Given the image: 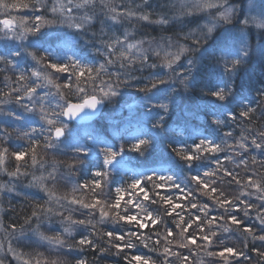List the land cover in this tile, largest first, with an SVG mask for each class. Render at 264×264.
<instances>
[{"label": "snow or ice", "instance_id": "1", "mask_svg": "<svg viewBox=\"0 0 264 264\" xmlns=\"http://www.w3.org/2000/svg\"><path fill=\"white\" fill-rule=\"evenodd\" d=\"M0 15V264H264V0Z\"/></svg>", "mask_w": 264, "mask_h": 264}, {"label": "trees", "instance_id": "2", "mask_svg": "<svg viewBox=\"0 0 264 264\" xmlns=\"http://www.w3.org/2000/svg\"><path fill=\"white\" fill-rule=\"evenodd\" d=\"M166 2H167V0H153V7H155L157 9V11H159L160 10V5L161 4H165ZM165 10H167V9H165ZM150 34L151 35H159V31H158V29L156 31H154L153 30V26H152V29L150 31ZM257 40L258 39H252V42L255 43ZM254 79H264V78H261L260 77V74H259V71H257L256 74H255V76H254ZM256 86L257 87H260L261 84L258 83ZM233 127L235 128V126H233ZM200 131H203V130L200 129ZM236 133L239 134V129H236ZM221 135H222V132H221ZM0 180H2V179H0ZM26 191H27V189H26ZM67 191H70V186H69V188H65L63 186H58V193L59 194H64ZM27 192H28V194L30 196H33L34 199H38L39 198L38 196H35V194H34L35 191H31V192L30 191H27ZM16 200H18V201L16 202ZM12 203L16 205L17 210H20L21 207H22V205H24L26 203V201H24L23 200V197L21 196V197H18L16 199H14L12 201ZM4 207L7 208V202L6 201H5ZM133 211H137V210L133 209ZM8 215H12V213H8ZM4 219L7 220V217H5ZM5 223H7V221H5ZM109 227H111V225H109ZM117 227H120V226L118 225ZM20 250L23 251V252H31L32 251V249H30V248H24V247H21ZM43 250L44 249H39V251H43ZM137 251H138V249H131V250H128V254L129 255L136 254ZM139 251H146V250H144V249L141 248V249H139ZM47 254L48 253H46V255ZM84 255H86L89 260L92 259V252H91V250H87L84 253ZM98 264H125V262H124V259H123V255L117 256V255H111V254H109V255L103 256V258L99 260ZM206 264H207V262H206Z\"/></svg>", "mask_w": 264, "mask_h": 264}, {"label": "rangeland", "instance_id": "3", "mask_svg": "<svg viewBox=\"0 0 264 264\" xmlns=\"http://www.w3.org/2000/svg\"><path fill=\"white\" fill-rule=\"evenodd\" d=\"M2 18H4V16L0 15V19H2ZM151 29H152V26H150V27H148L147 29H145V31H147V32L150 33ZM252 39H259V38L255 36V33H253V35H252ZM0 179H2V180H0V182H5V181H7L8 177H7L6 175H4V176H0ZM68 188H69V187H68ZM27 191H30V192H31V191H35V190L27 189ZM17 201H18V200H16V202H17ZM5 221L8 222V220H6V219H5ZM43 251H45V250H43Z\"/></svg>", "mask_w": 264, "mask_h": 264}]
</instances>
